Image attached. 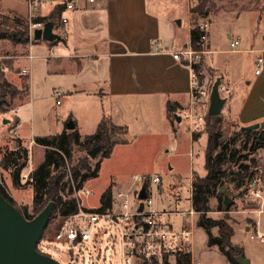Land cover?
Returning a JSON list of instances; mask_svg holds the SVG:
<instances>
[{
    "label": "rangeland",
    "instance_id": "rangeland-1",
    "mask_svg": "<svg viewBox=\"0 0 264 264\" xmlns=\"http://www.w3.org/2000/svg\"><path fill=\"white\" fill-rule=\"evenodd\" d=\"M57 1L59 0H45L44 4L40 7L41 12L35 10L32 14L34 16L38 13L47 14ZM196 2L197 0H193V3L196 4ZM213 3L214 7L208 15L210 16L209 20L214 22L212 26L211 46L220 50L214 56L216 61L225 63L227 58L232 54L223 51L230 46V42L223 33V24L225 22L230 23L234 29H237H233L232 32L235 35H241L242 42H240L239 48H243L246 46L249 36L262 35V29H264V0H213ZM28 11L27 0H0V26L2 29H5L0 30V35L7 30H12L7 27V24L2 23V21H10L14 16L30 20L34 16L31 17ZM183 18L184 21L187 19L185 13L177 15L176 18L174 17L175 20L181 21H183ZM186 27L187 23L185 21L182 29ZM19 45L14 44L8 38H0V73L18 91L14 96L7 94L4 98L0 99V101H6L2 106L0 105V151L4 147H14L19 138L18 135H22L23 143H26L30 148V158L28 165L22 171L23 176V174L30 173L31 163L37 162V160L44 157L45 149L34 142L36 135L57 134L61 131L63 125L70 120L74 121V118L81 123L80 132L83 134L94 133L98 128L97 116L101 101L98 98L99 95L98 97L84 93L80 95L74 91L69 94L66 89L67 81L70 78L78 79L76 73L50 75L48 71L49 60L43 56V54H46L45 50L33 48L32 53L34 54V58H25V55L30 54L29 47L26 45L28 50L23 51L18 50L21 47ZM254 56H258V54H254ZM241 59L244 61V65L246 63L249 65L253 64V55L250 53L242 54ZM25 68L29 70L28 74L23 72ZM84 74L88 76L90 75V71H86ZM217 75L218 73L215 69H211L206 65L205 73L201 75L200 81L203 85L211 86L212 88L218 78ZM221 83L229 87L226 80L221 81ZM29 86L30 93L27 96L26 88L28 87L29 92ZM55 88L61 90L62 94L60 96L55 95ZM87 89L93 90L94 86L91 84ZM224 93V91L221 92L223 97ZM57 98L60 100V103L56 102ZM5 119L8 120L4 122ZM18 119H21V125H19L20 121L17 123ZM173 120L175 121V118ZM212 121L210 120V122ZM218 122L223 134L222 141L226 145L228 144V139L240 128L235 127L233 123L225 122L222 112L218 117ZM179 125L180 128L176 136L172 132L173 130H169L167 126L157 134V132L147 131V128L157 129L159 126L144 127L142 125H132L130 129L131 135L128 136L129 142L118 143L114 146L111 156L103 160L99 176L91 180L90 183L85 184L86 187L93 190V193L83 198V200L80 199V202L85 206H99L101 195L108 185L112 186L114 192L119 189L134 192L136 188L133 181L134 174L160 175L163 179L162 193L159 194V190L156 191V187L153 186L154 198L156 199L155 205L159 209L174 211L170 218L175 228L179 229L183 223V218L176 211H188L192 206L188 198V191L185 189L188 182L186 175H189L192 167L198 170H194V178L204 169V167L202 169L201 160L204 159L205 153L206 131L208 127L207 115L205 116V124L198 132H195L199 133L200 136L204 135L201 139H198L200 140L199 143H192V134L188 130L185 119ZM241 143L242 141L239 140L236 143L237 147H240ZM192 147L198 151V156L195 158L197 162L193 165L191 164L190 155ZM244 153H247V150L242 151L240 154ZM74 154L77 157L80 152L75 151ZM249 158H255L257 161L258 166L256 169L259 172L257 176L255 175V178L263 180L262 187L264 190V148L256 149V151L249 155ZM98 159H100L99 152L95 157V162ZM239 163L241 162L233 164L234 169L238 167ZM199 170L201 171L199 172ZM176 179H180V183L183 185L179 196L181 198L180 201L171 192V185ZM0 181L7 184L8 191L14 199L16 198L17 205L22 209L27 207L28 213L32 214L33 185L22 183L20 187H14L11 183L6 182L5 174L1 169ZM246 186L237 192L232 187L227 188L226 193L234 200L233 205L230 207V210L234 212L228 213L219 210L217 208V199L212 198L211 205L213 210L208 212L207 215L215 219L230 218L231 223L235 226V235L232 237V243L242 246L245 256L248 259H253L251 264H257L254 256L262 252L264 244L260 243L258 239L250 238L246 227L242 225L244 221L238 220L237 217L242 214L241 211L243 213L246 212L243 215L246 216L245 223L248 224H254L255 220L259 218L261 223L260 228L264 232V211L261 213L257 211L251 212L252 208H256L257 210L261 205H256L258 202L253 201V198L244 196ZM73 196L76 197V194L74 193ZM130 197H132L131 194ZM199 216L200 214L195 217V221L199 219ZM53 219L49 220L43 234V242L40 244L43 252L50 254L60 263L102 264L106 262L107 264H121V235L119 227L114 222L104 219L100 220L95 228V237L88 244L86 241L72 244L67 241L46 239L48 235H51L49 232L53 230ZM216 231L217 229H214V233ZM207 241L208 235L205 228L198 224L194 230L195 264H226V256L220 251L219 247L217 245L209 247ZM244 247L247 251H244ZM168 257L169 264H177L176 256ZM150 262L148 261L147 263ZM158 263L163 264L162 260H159Z\"/></svg>",
    "mask_w": 264,
    "mask_h": 264
},
{
    "label": "crops",
    "instance_id": "crops-1",
    "mask_svg": "<svg viewBox=\"0 0 264 264\" xmlns=\"http://www.w3.org/2000/svg\"><path fill=\"white\" fill-rule=\"evenodd\" d=\"M64 1L66 0L55 2L47 14L38 13L36 16H49L54 7ZM44 2L45 0H42L41 6ZM192 4H195L193 0H96L94 3L82 1L74 9L63 12V15L68 18L66 24L54 21L53 31L59 35L58 39L60 40L51 42L35 39L34 42H28L29 44L26 45H28L30 53H32L33 48H41L46 51L43 56L49 60L48 71L50 75L57 73L66 75L71 72L77 74L78 79L70 78L67 81L66 89L69 94L74 91L80 95L83 93L97 97L99 95L101 105L97 116V125L103 117H110L115 124L126 127L128 142L132 125L159 126L157 129L147 128V131L157 132V134L167 126L169 130H173L172 132L176 136L180 128L179 124L183 121L180 111L189 103L190 76L186 62L176 59L173 53L191 45L192 14L190 8ZM184 13L187 16L185 20L187 27L182 29L185 23L184 18L181 21L175 20L174 17ZM209 17H206L209 26L208 37L204 45L203 64L215 69L218 78H221L222 82L226 80L231 88V94L226 97L227 101L223 106L224 108L221 109L225 122L233 123L237 128L254 123H264V63L261 72L256 73V61L258 57H264L263 35L249 36L247 44L243 48L238 47L234 50L228 46L223 51L230 52L232 55L227 58L225 63H219L214 56L220 50L211 46L214 22H211ZM223 25V33L229 42L235 36L240 35H235L232 32L234 28L230 23L225 22ZM26 45L20 44L21 47L18 46L20 48L18 50L27 51ZM244 53L253 55L252 65L248 63L244 65V61L241 59ZM254 54H258V56H254ZM25 58H30L29 54L25 55ZM25 69L27 70L25 73L28 74L29 70ZM86 71H90V75L86 76L84 74ZM91 84L94 89L88 90L87 87ZM29 93L30 86L27 96ZM169 103H171L170 110L168 109ZM19 121V125H21V119ZM73 122L75 123L74 129H69L66 123L58 133L65 130H75L79 132L82 139L90 134L80 132L81 123L76 118ZM256 130L261 135L264 132V126H260ZM21 136L18 135L17 143L29 148L26 143H23ZM203 136L198 137V139ZM191 138L193 144L200 141L194 140L193 135ZM207 141L208 134L206 145ZM17 143L14 147L17 146ZM41 147L44 148V146ZM193 147L191 148L192 155L190 154L192 165L197 162L195 158L198 156V151ZM7 149L8 147H4L0 151V169L5 174L6 182L13 185L10 170L2 166V160ZM43 160L44 157L31 163L29 172L34 170ZM201 165L204 169L203 171H201L202 169L199 170V172L201 171L199 175L204 176L206 174L205 153ZM194 170L195 168L192 167L189 175H186L187 185L189 176ZM93 179L86 181L85 184L90 183ZM253 180L257 181L262 189V199L256 198L253 201L258 202L256 205H263V180L261 181V178H254ZM176 181L181 182L180 179L174 180V182ZM5 185L8 189L7 184ZM187 185L186 191H188ZM84 186L86 187V185ZM229 187H232L235 192L238 191L232 182H226L221 189L225 192L224 199L226 196L229 197V194L226 193ZM33 193L35 194V190ZM158 193H162V186ZM188 196L192 204L191 207H193V198L191 200L190 195ZM229 198L232 199V197ZM176 199L180 201L181 198L177 197ZM232 201L234 200L232 199ZM221 211L234 212L229 209L225 210L224 207ZM255 211L256 208L251 209L252 213ZM241 213L237 219L244 221L242 225L249 231L252 224L245 223L246 216L243 214L246 212L241 211ZM225 220L235 227L230 218H225ZM259 242L264 244V242ZM194 251L193 238L192 264H195ZM244 251H247L245 247ZM259 254H255L254 259L257 264H264V249ZM249 259L252 263L253 259ZM226 261V264H231L227 257Z\"/></svg>",
    "mask_w": 264,
    "mask_h": 264
},
{
    "label": "trees",
    "instance_id": "trees-1",
    "mask_svg": "<svg viewBox=\"0 0 264 264\" xmlns=\"http://www.w3.org/2000/svg\"><path fill=\"white\" fill-rule=\"evenodd\" d=\"M213 7V0H197L196 4L191 5L192 28L190 37L191 45L195 49L203 47L201 37L204 31L199 28L198 23L201 19L208 17ZM65 8L66 1L57 4L49 16L37 15L31 20L14 16L12 20L9 19L10 21H2L12 30L2 33L0 38H8L14 44L26 45L29 42L30 21L47 22L53 20L60 22ZM0 30L5 29L0 26ZM26 90L28 93V87ZM16 93L18 91L12 83L8 82L4 75L0 73V99L7 94L14 96ZM4 103H6L5 100L0 101L1 106ZM168 109H171V103L168 104ZM218 117L219 115L207 114L206 174L204 176L196 175L193 182L192 202L193 208L200 213L198 224L202 225L207 232L208 246L217 245L231 264H239L236 261V257L243 252V247L232 243V237L235 232L234 227L225 219H214L209 217L207 213L213 210L211 205L212 198L217 199V208L219 210L223 209L225 192L221 189L226 182H232L239 191L248 185L255 178V175H258L259 171L256 169L258 166L257 161L255 158L250 159L249 155L258 148H264V132L259 135V131L256 129L247 130L240 128L233 133L228 139V144L225 145V142L221 140L223 134L219 126ZM210 120L213 121L210 122ZM126 134V127L115 124L110 117L105 116L100 121L97 130L92 134L86 135L83 139L79 132L75 130L35 136V143L44 146V160L31 171L33 182L23 183L32 184L34 187L33 213L29 214L27 207L22 209L17 205L12 195L6 191V185L4 187L0 183V191L28 219H33L51 200L55 202V205L50 219L57 208L60 209L62 214L73 213L78 209L77 198L73 196L74 191L83 188L86 181L99 176L101 162L111 156L114 146L118 143H128ZM198 137H200L199 133L193 134L194 140H197ZM239 140L242 143L240 147H237L236 143ZM96 147H100V159L95 162V158L93 159L89 155V151ZM246 150L247 153L240 154ZM75 151L80 152L77 157H75ZM29 158V148L21 145V143H17L16 147L7 149L2 160V166L10 170L14 186L22 185V171L28 165ZM238 162L241 163L234 169L233 164ZM112 205L113 189L109 185L102 193L100 205L96 210L105 211L111 208ZM232 205L229 206V210ZM214 229H217L216 233H214ZM38 250L43 252L39 247ZM175 256L177 264H192L190 252H182ZM162 262L163 264H169V257L165 256ZM144 264L159 263L158 260H152L150 263L146 262Z\"/></svg>",
    "mask_w": 264,
    "mask_h": 264
},
{
    "label": "built area",
    "instance_id": "built-area-1",
    "mask_svg": "<svg viewBox=\"0 0 264 264\" xmlns=\"http://www.w3.org/2000/svg\"><path fill=\"white\" fill-rule=\"evenodd\" d=\"M29 7V15L34 16L33 11L39 10L42 0H27ZM82 1L94 3L96 0H66V10H72L77 4ZM32 19V18H31ZM30 19V20H31ZM62 24L68 22V18L64 15L60 21ZM45 22L37 21L31 22L29 31V43H32L34 38V30L43 27ZM198 26L204 31L201 37L203 47L195 49L192 45L185 49L173 53L176 59L186 62L189 68L190 76V98L189 103L184 107L180 114L185 119L188 125V130L193 135L195 132L205 124V116L208 113L210 104L211 86H205L201 83V75L205 73V66L203 64V54L205 53L204 45L208 37L209 23L206 19L199 21ZM264 37V29H262ZM240 35L235 36L230 41L231 49H237L240 45ZM30 53L29 57L33 58ZM264 57H258L256 61V73L261 72ZM23 72H27L23 69ZM220 93L224 91V97L231 94V88L220 82ZM56 96L62 94L58 88L54 89ZM57 103L60 100L57 98ZM192 155V150L190 152ZM193 173L189 176V183L187 190L190 199L193 198ZM133 181L136 185L134 192L117 190L113 193V205L105 211L96 210L98 206H85L80 202V199L86 198L93 193L88 187L75 190L78 209L70 214H62L60 209H56L52 218L54 221L53 230L49 232L47 240L67 241L72 244L86 241L87 244L95 237V228L100 220H110L114 222L120 229L121 235V264H144L152 260H162L165 256H175L182 252L192 253L194 228L198 223L195 217L200 214L193 207L188 211H176L181 214L183 223L179 229H176L170 216L174 211L167 209H159L155 205L153 186L156 191L162 186V178L160 175L151 174H134ZM22 183L33 182L31 172L23 174L21 178ZM5 187V184L0 181ZM145 188L146 197L140 198L141 190ZM183 185L177 181L171 185V192L177 197L182 192ZM6 191L8 189L6 188ZM130 194L132 197H130ZM11 195V194H10ZM245 197L253 199H262V189L259 187L257 181L252 180L244 192ZM141 204L143 206L140 209ZM116 205V207H115ZM258 213L264 211L263 205L256 210ZM101 229V228H100ZM99 229V230H100ZM249 236L252 239H258L264 242V232L260 228L259 218L252 224L249 231ZM43 242V238L38 244ZM41 249V248H40ZM102 264H107L103 262Z\"/></svg>",
    "mask_w": 264,
    "mask_h": 264
},
{
    "label": "water",
    "instance_id": "water-1",
    "mask_svg": "<svg viewBox=\"0 0 264 264\" xmlns=\"http://www.w3.org/2000/svg\"><path fill=\"white\" fill-rule=\"evenodd\" d=\"M54 25L53 20L45 22L43 27L34 30V38L51 42L57 40L59 35L53 31ZM220 82L221 78H217L212 87L208 109L210 115H218L227 101V98L220 94ZM6 121L7 119L4 122ZM260 126H264V123H254L242 128L253 130ZM67 127L74 129L75 123L70 120ZM99 151L100 147L93 148L89 151V155L95 158ZM145 197L146 191L143 188L140 192V198ZM232 202V199L226 196L224 209L228 210ZM54 205L53 200L49 201L33 219H28L0 191V264H72L71 262L60 263L52 256L39 251L37 247L49 223ZM142 208L141 204L140 209ZM236 261L239 264H251L244 252L236 257Z\"/></svg>",
    "mask_w": 264,
    "mask_h": 264
}]
</instances>
